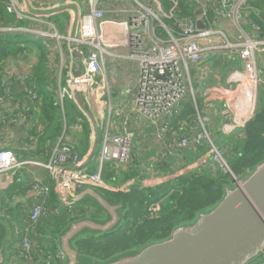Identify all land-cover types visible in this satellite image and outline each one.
Listing matches in <instances>:
<instances>
[{"label":"built area","instance_id":"2783aa9c","mask_svg":"<svg viewBox=\"0 0 264 264\" xmlns=\"http://www.w3.org/2000/svg\"><path fill=\"white\" fill-rule=\"evenodd\" d=\"M102 1L87 0L89 12L81 17L76 35L69 38L72 45L88 49L80 51V54H86L85 72L82 77L71 78L67 81V87L60 88L61 106L67 99L76 102L78 91L84 95V102L90 105L91 90L100 86L98 78L101 79V87H106L100 52H108L110 48H124L130 58L138 60L140 75L134 101L135 109L155 122H176L184 101L189 97H196L191 71L194 67L206 63L204 59L209 56L207 54L219 53V59L216 57L215 62L220 65L221 55L224 56V62L240 61L239 67L230 68L227 82L236 88L226 91L221 97V112L228 122L222 127L220 141L216 140L211 132V115H201L198 111L199 130L193 131L189 128L190 132L175 134L173 140L165 143L164 151L158 159L162 163L175 157L178 151H196L200 147H206L207 155L212 159L214 166L231 174L227 162L228 145L235 138L244 136L246 125L259 109L258 63L260 56L264 55V26L256 21H249L250 34L243 29L240 22L241 13L250 18L248 4L253 0H130L126 8L130 17L125 21L110 18L107 12L99 7ZM186 1L194 4V17L182 14V4ZM7 10L9 13H16L19 19L29 13L28 9L18 10L15 3H10ZM198 12H201V15H198ZM197 17L205 21L206 29L196 27ZM168 21H171L172 25H169ZM221 21L226 22L222 31L215 29L221 25ZM108 28H118L122 33L112 39V36L106 34ZM0 32L41 31L3 28ZM42 33L44 35V32ZM216 37L222 39L220 44H214L212 39ZM117 39L121 41H116ZM209 61L214 64L212 58ZM25 80L24 77L23 81ZM28 93L34 100L38 98L32 90ZM2 102L3 98L0 97V103ZM74 129L81 130L79 124H76ZM165 131L163 128L162 133ZM135 140L136 134L132 130L113 136L106 135L97 158L95 172L79 168L82 163L78 159L79 153L72 150L74 144L54 148L49 163L37 160L21 161L11 150L0 151V174L12 172L9 177L13 179L17 176L16 171L26 166H38L50 174L47 181L39 177L34 178L27 188V195L35 194L38 197L29 203V213L26 214V220L22 221L23 229L15 230L20 241L18 253L11 255V264H39L41 260L46 264H63L62 252L49 251L52 247L51 241H46V245L45 240L41 239L43 236L38 231L41 221L48 216L60 215L63 211H72L76 196L84 189L129 192L133 187H137L132 182H125L123 186L115 182L108 184L104 179L110 162H113L117 173L127 170L134 160ZM64 156L73 160V168L62 165L61 159H64ZM53 192L59 196V202L56 204L51 200ZM158 210L159 206H156L154 211Z\"/></svg>","mask_w":264,"mask_h":264},{"label":"crops","instance_id":"0c3cea01","mask_svg":"<svg viewBox=\"0 0 264 264\" xmlns=\"http://www.w3.org/2000/svg\"><path fill=\"white\" fill-rule=\"evenodd\" d=\"M11 3H15L18 10L28 9L29 13L23 15L24 18L22 20L25 21L23 24L18 21L21 19H18L17 21H10L5 26L0 24V29L25 28L41 32L27 33V35L30 34L38 41L29 46L22 45L24 48L29 47V49L7 60L4 70L1 72L0 90L4 91V96L2 97L3 102L0 103V151L11 150L21 161L37 160L49 163L52 159L54 148L62 147L65 143L71 145L75 143L74 140L77 138L82 141L83 150L87 149L84 155L81 152L80 160L83 165L95 143L96 132L93 121L81 111L77 102L73 101L76 104L74 108H78L85 117L78 114V117L67 125L64 107L61 106L63 125L66 124L62 134L65 136L62 138L61 134L54 142L47 140L46 145L51 144V147L49 150L47 148V151L43 150L42 137L46 131V124L42 122L40 113L44 98L40 95L36 80H38V77L45 79L47 87L44 89L59 101V89L67 87V81L71 78L82 77L85 72L84 58H86V54H80V51L88 48L72 45L69 41V38L72 37L76 12L73 9L59 13H55V11L65 6L76 5L78 8V30L81 17L89 12L87 0H12ZM129 4L130 0H103L99 7L104 9L110 18L116 21H125L130 17L126 13V8ZM32 11L43 14L37 15L32 13ZM261 12L264 11L257 10L255 12L258 19ZM63 18L65 24L61 25L62 34H60L56 23H59V20ZM221 22V25L216 26L215 29L218 28L222 31L225 28L226 22ZM260 22L264 23L263 21ZM60 23L62 24V21ZM106 31V34L112 36V39L122 33L118 28L114 30L108 28ZM42 32H44V35H42ZM212 40L214 44L222 42V39L217 37ZM231 40L233 39L231 38ZM116 41L120 42L121 39ZM100 54V60L105 71L106 87H101V79L98 78L97 82L100 86L91 90L89 94L90 105L84 102L91 111L99 129L98 151L94 159L100 155L106 135L122 134L126 130H132L136 134L133 153L136 152L137 157L134 156V160L127 170L117 174L119 177L117 175L110 176L112 169H114L113 162H110L107 167L111 168H106L104 174V179L108 184L115 182L117 185L123 186L125 182H132L134 186L140 188L156 187L169 179L188 174L200 167L203 168L209 162L211 165L214 164L207 153L199 158L198 153L191 150L178 151L175 157L169 158L162 163L158 159L164 151L165 143L173 140L175 134L187 133L191 129L193 131L199 130L198 111L201 112V115H211L213 119L210 127L211 132L214 134L215 139L220 141L222 138V127H225L228 122V119L221 112L223 104L221 97L226 91L236 88L235 85L227 82L231 73L230 68L239 67L240 61L233 63L224 62V56L221 55L220 65L215 62L216 57L219 59V53H216V55L214 53L207 54L209 56L204 59L206 63L194 67L191 71L196 97L194 99L191 98L189 101L191 106L185 108L187 117L178 116L176 122L160 121L161 125L157 132L161 139L156 138L150 145H147L149 144L147 137H152L153 135L148 125L153 120L139 114L134 104L140 75L138 60L130 58L126 49L121 47L110 48L108 52L102 51ZM211 58L214 60V64L209 61ZM42 60H45V66H43L42 75L40 74L41 76L38 75L37 77V73L33 74V70ZM39 67L41 68L42 65L40 64ZM258 68L260 73H264V55L263 57L260 56ZM80 73L81 75L78 76ZM24 77L26 78L25 81H23ZM104 88L106 89L104 90ZM29 90H32L37 95L38 98L36 100L29 95ZM109 106L114 108L111 113ZM190 108L192 113L187 115ZM74 112L76 114V111ZM188 118L189 121L187 123L186 120ZM81 119L83 121H79ZM86 120L90 131L89 139L86 137L83 127ZM76 124H79L80 131L74 129ZM163 128L166 129L164 133H162ZM43 151H46V154L50 157L47 162L43 161ZM61 160L64 167L73 168L74 162L70 157L64 156V159ZM162 164H168V167L163 168ZM96 170L97 167L95 168ZM16 173L17 176L13 179L9 177L12 172L0 174V190L8 188L12 185L15 178H19V181L24 185V192L21 194L13 192L10 203L12 205L15 204V206L19 205V211L22 213L20 220L25 221L26 214L28 215L30 210L29 203L37 198L35 194L32 196L27 195V188L33 183L32 180L34 178L39 177L47 181L50 179V174L38 166H26L17 170ZM123 175L130 176V179L124 180ZM113 179L116 181H113ZM24 207H29L27 213L23 210ZM102 219H105V216ZM20 223L21 228L18 227V230L23 229V224L22 222Z\"/></svg>","mask_w":264,"mask_h":264},{"label":"trees","instance_id":"16d2710c","mask_svg":"<svg viewBox=\"0 0 264 264\" xmlns=\"http://www.w3.org/2000/svg\"><path fill=\"white\" fill-rule=\"evenodd\" d=\"M193 9L194 4L191 2L186 1L182 4L183 15L194 17ZM257 10L264 11V0ZM18 19L8 12L6 4L0 3L1 26ZM18 21H21L22 24L25 22L22 19ZM168 24L172 25V22L168 21ZM36 41L38 40L27 34L0 32V79L7 60L28 50L29 47L24 48L23 46L35 44ZM40 64L42 65L41 68L39 67ZM39 65L33 70V74L37 73V77L42 75L45 60H42ZM36 84L40 89V95L44 98L40 113L42 122L46 124V131L42 137V148L49 150L51 144L46 145L47 140L56 141L64 130L62 108L59 101L44 89L47 87L45 79L38 77ZM189 101L190 99L184 101L179 116L187 117L185 108L191 106ZM74 107L76 104L73 101H65L64 115L67 125L73 122L78 114L85 117L78 108ZM191 113L190 108L187 115ZM188 121L189 118L186 122L188 123ZM83 127L88 138L90 131L87 120L84 121ZM74 142L72 150L79 153L78 159H81V152L84 155L87 149L83 150L81 140L75 138ZM46 151H43V161L47 162L50 157ZM196 152L200 158L207 153V148L200 147ZM227 162L232 173L240 180L246 179L258 165L264 162V103L260 105L255 117L246 125L244 136L235 138L229 143ZM167 165L162 164L163 168H167ZM96 167L97 158L92 160L83 170L95 172ZM117 174L112 169L110 176ZM123 179L128 180L130 176L123 175ZM234 182L235 180L229 172H223L209 162L203 168L200 167L188 174L169 179L156 187L143 189L135 187L129 192L100 190L99 192L111 204L122 205L119 212V225L109 232L88 231L89 234L86 233L77 237L72 245L81 256L95 261L97 264L108 262L122 255L137 253L150 244L169 239L175 229L195 222L201 214L212 210L223 199L226 187H233ZM23 186L19 178H15L12 185L0 190V250L5 246L4 253H7V256L18 253L20 238L15 233L14 225H19L18 227L21 228L20 217H22V213L19 211V205L14 207L10 200L13 197V192L16 194L24 192ZM51 200L56 204V193H52ZM156 206H159L158 211H154ZM2 213H7L9 217H4ZM103 216L104 212L98 204L87 198L76 203L72 211H63L60 215L45 217L41 221L38 231L41 236L48 234L47 236L58 238L75 221L85 218L103 220ZM41 239L51 241L50 238L46 237H41ZM48 250L53 253L57 252L56 246H52ZM10 258L11 255L6 257L5 263Z\"/></svg>","mask_w":264,"mask_h":264},{"label":"water","instance_id":"95a60500","mask_svg":"<svg viewBox=\"0 0 264 264\" xmlns=\"http://www.w3.org/2000/svg\"><path fill=\"white\" fill-rule=\"evenodd\" d=\"M11 1L0 0V3L8 5ZM68 9L76 12L72 32L74 37L78 23L77 6H65L55 13ZM259 19L264 22V12L259 14ZM196 27L207 28L201 17L196 18ZM80 75L81 73L78 76ZM0 96H4L3 90H0ZM76 102L81 111L93 121L96 132L89 157L79 167L83 169L98 151L99 129L80 91L76 93ZM231 175L237 182L236 185L233 188L226 187L221 202L209 212L201 214L195 222L175 229L165 241L150 244L137 253L122 255L102 264H250L264 252V162L246 179L240 180L233 173ZM87 198L98 204L105 219L85 218L71 223L59 237L63 264H88L89 261L97 264L81 256L72 242L85 231L109 232L120 223L121 204H111L99 190L93 188L80 192L75 202L79 203ZM4 249L5 246L0 250V264L5 263Z\"/></svg>","mask_w":264,"mask_h":264},{"label":"rangeland","instance_id":"374dc122","mask_svg":"<svg viewBox=\"0 0 264 264\" xmlns=\"http://www.w3.org/2000/svg\"><path fill=\"white\" fill-rule=\"evenodd\" d=\"M262 1L263 0H253V2H251V3H249L248 4V6L250 7V18H246L242 13H241V24H242V27H243V29H245V30H247L249 33H250V31H249V29H248V22L249 21H251V20H253V21H256L258 24H260V25H262V26H264V23H262V22H260L261 20H259L258 19V16H257V14L255 13V12H257V8L262 4ZM155 10V9H154ZM256 14V15H254V14ZM11 14H13V15H15L17 18H18V15L16 14V13H11ZM62 21V24L60 23ZM65 24V21H64V18L62 19V20H59V23H56V25H57V27L59 28V33L60 34H62L61 33V31H62V29H61V25H64ZM27 33H31V32H26V33H23V34H27ZM32 34V33H31ZM251 34V33H250ZM30 35V34H29ZM62 42V41H61ZM262 57H263V55H262ZM63 85H64V82H63ZM59 92H60V89H59ZM188 99H191V97H189ZM67 102H69V100L67 99L66 100ZM59 102H60V97H59ZM61 103V102H60ZM262 103H264V73H260V101H259V109H260V105L262 104ZM112 105H114L113 103H112ZM63 106H65V103H64V105ZM114 110V108L113 107H111V106H109V111H110V113L112 112ZM79 121H82V119L81 120H79ZM160 125H161V122H160V120H157V122H151L149 125H148V127H150V130L153 132V135H152V137L151 136H148L147 137V141H148V143L149 144H147V145H150L156 138L157 139H161V138H159V136H158V128L160 127ZM66 126V124H64V127ZM160 135V134H159ZM65 135L64 134H62V138L64 137ZM65 145H67L66 143H65ZM135 155L134 156H136L137 157V155H136V152L134 153ZM219 170L221 169V168H219L218 166H216ZM222 170V169H221ZM223 171V170H222ZM224 172V171H223ZM236 181L234 182V186L236 185ZM233 186V187H234ZM232 187V188H233ZM97 190V189H96ZM100 191V190H99ZM56 196H57V202L56 203H58L59 202V196H58V194L56 193ZM38 197V196H37ZM14 207H15V204H14ZM28 210H29V207H26L25 208V213H27L28 212ZM3 214V216L4 217H9L8 216V214L7 213H2ZM20 222H22L21 220H20ZM18 226L19 225H14V230H16L17 228H18ZM20 228V227H19ZM88 231H85L84 233H81L80 235H83V234H86ZM87 234H89V233H87ZM48 234H46L45 236L43 235V237H46V238H50V239H52L51 240V243H52V246H56V248H57V251H60V241H59V236H58V238H56V237H52V236H47ZM46 242V241H45ZM48 244V242H46V245ZM5 255H6V257L8 258V256L9 255H12V254H8V256H7V253H5ZM8 262L7 263H3V264H11V261H10V259H8L7 260ZM262 263H264V256H262V255H259L257 258H255V259H253L252 261H251V263L250 264H262ZM39 264H46L44 261H42L41 260V262L39 263ZM88 264H93L91 261H89V263Z\"/></svg>","mask_w":264,"mask_h":264}]
</instances>
